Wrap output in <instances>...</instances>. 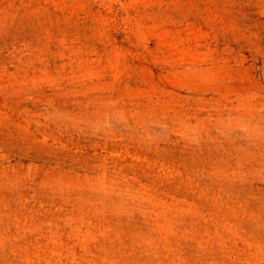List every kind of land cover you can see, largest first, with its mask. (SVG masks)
<instances>
[{
    "label": "rangeland",
    "instance_id": "1",
    "mask_svg": "<svg viewBox=\"0 0 264 264\" xmlns=\"http://www.w3.org/2000/svg\"><path fill=\"white\" fill-rule=\"evenodd\" d=\"M0 264H264V0H0Z\"/></svg>",
    "mask_w": 264,
    "mask_h": 264
}]
</instances>
